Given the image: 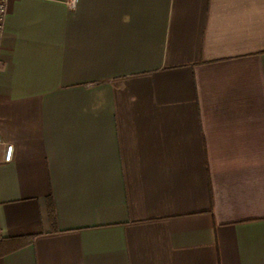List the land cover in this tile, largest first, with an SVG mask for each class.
I'll return each mask as SVG.
<instances>
[{
    "label": "crops",
    "instance_id": "1",
    "mask_svg": "<svg viewBox=\"0 0 264 264\" xmlns=\"http://www.w3.org/2000/svg\"><path fill=\"white\" fill-rule=\"evenodd\" d=\"M69 1L6 0L0 264H264V0Z\"/></svg>",
    "mask_w": 264,
    "mask_h": 264
},
{
    "label": "built area",
    "instance_id": "2",
    "mask_svg": "<svg viewBox=\"0 0 264 264\" xmlns=\"http://www.w3.org/2000/svg\"><path fill=\"white\" fill-rule=\"evenodd\" d=\"M78 0H70L71 6H74ZM7 12L6 0H0V33L3 31L4 19ZM13 154V145H8L5 154V160L10 161Z\"/></svg>",
    "mask_w": 264,
    "mask_h": 264
},
{
    "label": "trees",
    "instance_id": "3",
    "mask_svg": "<svg viewBox=\"0 0 264 264\" xmlns=\"http://www.w3.org/2000/svg\"><path fill=\"white\" fill-rule=\"evenodd\" d=\"M52 213H53V210L51 209V215H53Z\"/></svg>",
    "mask_w": 264,
    "mask_h": 264
}]
</instances>
